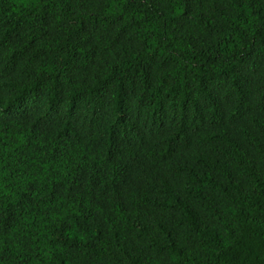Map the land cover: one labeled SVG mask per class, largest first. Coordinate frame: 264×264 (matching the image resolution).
Instances as JSON below:
<instances>
[{
    "label": "trees",
    "instance_id": "obj_1",
    "mask_svg": "<svg viewBox=\"0 0 264 264\" xmlns=\"http://www.w3.org/2000/svg\"><path fill=\"white\" fill-rule=\"evenodd\" d=\"M0 264H264V0H0Z\"/></svg>",
    "mask_w": 264,
    "mask_h": 264
}]
</instances>
